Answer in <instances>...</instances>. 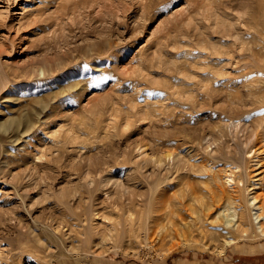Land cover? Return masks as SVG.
Segmentation results:
<instances>
[{"label":"rangeland","instance_id":"1","mask_svg":"<svg viewBox=\"0 0 264 264\" xmlns=\"http://www.w3.org/2000/svg\"><path fill=\"white\" fill-rule=\"evenodd\" d=\"M253 195L264 0H0V264H264Z\"/></svg>","mask_w":264,"mask_h":264},{"label":"bare ground","instance_id":"2","mask_svg":"<svg viewBox=\"0 0 264 264\" xmlns=\"http://www.w3.org/2000/svg\"><path fill=\"white\" fill-rule=\"evenodd\" d=\"M161 1V0H160ZM157 2V1H156ZM150 3V5H151V2H149ZM159 6V5H158ZM156 9H158V8H156ZM154 10V9H153ZM139 27V26H138ZM140 27H143V26H140ZM139 27V28H140ZM132 29V28H131ZM138 29V28H137ZM136 29V30H137ZM135 31V30H134ZM132 32V31H131ZM99 53V52H98ZM103 53H104V51H103ZM100 54V53H99ZM234 198V197H233ZM259 199H261L260 197H257V196H255V195H253L252 197H251V201H252V204L254 205V206H256V208H257V211L255 212V214H256V219H259V220H261L262 221V219H264V202L263 203H261V204H258L257 202H258V200ZM260 201V200H259ZM225 215V219H226V223L227 224H233V222H234V219H233V217H231V216H228L226 213L224 214ZM259 228H260V230L262 231V232H264V225L262 224V222H260V226H259ZM232 241H228L227 243L229 244V243H231Z\"/></svg>","mask_w":264,"mask_h":264}]
</instances>
